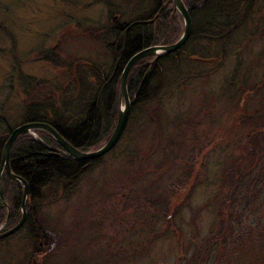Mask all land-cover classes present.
I'll return each instance as SVG.
<instances>
[{"label": "rangeland", "instance_id": "obj_1", "mask_svg": "<svg viewBox=\"0 0 264 264\" xmlns=\"http://www.w3.org/2000/svg\"><path fill=\"white\" fill-rule=\"evenodd\" d=\"M150 1L0 0V144L29 106L77 122L112 68L109 27ZM252 4L226 41L189 39L155 71L151 101L69 190L39 194L43 264H264V135L241 151L264 126V0ZM32 253L25 227L0 239V264Z\"/></svg>", "mask_w": 264, "mask_h": 264}, {"label": "trees", "instance_id": "obj_2", "mask_svg": "<svg viewBox=\"0 0 264 264\" xmlns=\"http://www.w3.org/2000/svg\"><path fill=\"white\" fill-rule=\"evenodd\" d=\"M181 2L192 22L187 41L199 38L215 43L223 39L226 41L243 24L247 12L253 5V0H181ZM244 4L248 6L245 7ZM140 21L147 23H137ZM180 22L181 18L174 11L171 0H151L145 15H139L131 23H114L108 29L109 36H113L114 40V44L109 45V48H112L110 50L112 68L106 77L102 73L94 74L98 90L94 92L95 98H91L87 110L83 115L78 116L79 120L77 122L73 120L69 125L61 124L55 118L49 119L47 112L51 111L50 108L48 110L43 108V111H40L29 106L24 118H21V123H46L75 149L93 150L101 141H106L114 127L118 93V81H115V77L118 71L122 70L128 58L137 51L156 45H169L176 41L180 35ZM178 51L179 49L169 54L164 53L155 61L145 57L133 65L127 77L128 98L130 102L133 101L129 115L134 109H141L151 101L154 93L152 82L155 80V71L166 67L170 59H175ZM263 127H260V131L252 130L247 133L246 142L241 150L243 154L250 156L254 153L252 146L259 147L257 138L254 139V137L259 136L258 132L260 136L264 135ZM34 134L35 137L28 134L19 136L12 144L8 158L11 173L23 179L28 187L25 202L26 217L21 226V228L25 227L33 244V253L27 264H41L45 261L46 259L41 257L44 258L47 255V244L49 242L53 244L52 237H49L48 232L36 222L37 207L43 202V197L39 194L50 188H60L63 192L69 190L68 186H72L71 184L79 178L84 168L95 164L102 157L84 163L74 161L65 154H56L52 150L59 146L48 134L42 131H34ZM261 174L263 173H258L256 176ZM233 181L231 179V183ZM254 182L257 183L258 180L255 178ZM1 186L9 202L10 214L7 222V228H9L18 221L20 216L21 186L6 175L1 177ZM248 186L251 187V184L248 183ZM37 259L40 261L36 263Z\"/></svg>", "mask_w": 264, "mask_h": 264}, {"label": "water", "instance_id": "obj_3", "mask_svg": "<svg viewBox=\"0 0 264 264\" xmlns=\"http://www.w3.org/2000/svg\"><path fill=\"white\" fill-rule=\"evenodd\" d=\"M171 3L174 11H176L181 18L182 32L180 36L177 38V40L174 41L172 44L156 45V46L144 48L133 54L126 61L125 65L123 66L120 72V76L118 80V93H117L118 107H117L114 127L109 137L100 147L90 151H79L75 149L73 146H71L67 141H65L50 125L42 122L21 123L9 131L0 151V208L3 205L5 206L3 199V191L1 186V175L5 174L7 177H9L10 180L18 182L21 186L20 201H19L20 216L18 221L11 228L0 233V239L5 238L11 235L12 233H14L15 231H17L23 225L26 217L25 200L28 196L27 184L20 177L13 175L8 165L9 152L14 141L21 135H26V134L31 135L33 131H42L51 137L53 142L61 148L63 153L68 158L82 163L98 159L101 156L105 155L107 152H109L121 137L129 116L131 102L127 95L126 78L132 65L138 60L148 56H154V59H157L161 54L164 53L168 54L174 52L178 50L180 47H182L189 38L192 28V22L188 14V11L182 4L181 0H171ZM142 23H147V22H142ZM53 151L56 154L62 152L60 150H53Z\"/></svg>", "mask_w": 264, "mask_h": 264}, {"label": "flooded vegetation", "instance_id": "obj_4", "mask_svg": "<svg viewBox=\"0 0 264 264\" xmlns=\"http://www.w3.org/2000/svg\"><path fill=\"white\" fill-rule=\"evenodd\" d=\"M142 22H145V21H140V22H137V23H139V24H144V23H142ZM140 51V50H139ZM138 52V51H137ZM135 54V53H134ZM169 54V53H168ZM133 55V54H132ZM131 55V56H132ZM130 56V57H131ZM129 57V58H130ZM148 57H150L153 61H155L156 59H154V56H148ZM160 57V56H159ZM128 58V59H129ZM139 61V60H138ZM136 63V62H135ZM134 63V64H135ZM149 63H151V61H149ZM133 64V65H134ZM133 65H132V67H133ZM131 67V68H132ZM130 68V69H131ZM130 71V70H129ZM120 72H121V70L120 71H118V74H117V76L115 77V81L117 82L118 80H119V76H120ZM128 74H129V72H128ZM128 74H127V77H128ZM127 78H126V88H127ZM264 89V88H263ZM128 91V90H127ZM127 95H128V92H127ZM132 103H133V101L131 102V105H132ZM117 104H118V102H117ZM131 105H130V109H131ZM55 130V129H54ZM58 146V145H57ZM52 150H60V151H62L61 150V148L59 147V148H54V149H52ZM61 153H63V151L61 152ZM64 154V153H63ZM234 189V188H233ZM3 199H4V204H5V206L3 205L1 208H0V220H1V222H0V233L1 232H3V231H5L6 229V225H7V222H8V219H9V214H10V209H9V202L7 201V197L6 196H4V193H3ZM8 229V228H7Z\"/></svg>", "mask_w": 264, "mask_h": 264}]
</instances>
